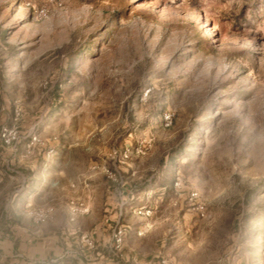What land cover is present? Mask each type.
Listing matches in <instances>:
<instances>
[{"label": "rangeland", "instance_id": "obj_1", "mask_svg": "<svg viewBox=\"0 0 264 264\" xmlns=\"http://www.w3.org/2000/svg\"><path fill=\"white\" fill-rule=\"evenodd\" d=\"M3 126L22 140L0 144V242L17 213L85 203L67 197L90 162L105 188L128 178L179 264H264V0H0Z\"/></svg>", "mask_w": 264, "mask_h": 264}, {"label": "crops", "instance_id": "obj_2", "mask_svg": "<svg viewBox=\"0 0 264 264\" xmlns=\"http://www.w3.org/2000/svg\"><path fill=\"white\" fill-rule=\"evenodd\" d=\"M2 148L1 154L13 153L9 147ZM19 148L22 152L33 153L37 147L22 145ZM104 180L103 175L86 162L79 173L78 188L67 198L85 202L89 213L78 214L72 220L70 202L63 207H53V218L44 224L23 222L17 213L14 222L7 225L14 236L0 242V253L19 264H160L165 257L170 258V264H179L170 251L172 239L164 232L156 211L150 218L139 217L132 208L125 206L131 193L128 178L122 177L117 187L109 184L106 188ZM117 225L128 228L120 257L115 254L113 243V229ZM141 231H144L142 236L139 235ZM83 235L95 241V248L81 243ZM236 258L237 264L248 263L244 253L237 251Z\"/></svg>", "mask_w": 264, "mask_h": 264}, {"label": "built area", "instance_id": "obj_3", "mask_svg": "<svg viewBox=\"0 0 264 264\" xmlns=\"http://www.w3.org/2000/svg\"><path fill=\"white\" fill-rule=\"evenodd\" d=\"M21 113L19 111H17V118H19L21 115ZM164 123L166 127H170L173 123V117L172 115H165L164 117ZM22 140V135L20 133V131H18V129L15 126L12 127H0V144L1 146H5V147H13L17 144H19ZM42 145L43 143L41 142V139L38 135L36 134H31L30 135V143H29V147H36L37 145ZM145 146H140L139 148H137L135 150V154L136 155H144L145 154ZM55 154V150L53 148H50L48 151V155H54ZM132 152L127 150L125 151L122 156L121 159L119 161L120 164L122 165H126L127 162L130 160V158L132 157ZM99 169V167H94V170ZM104 174L106 175V177L112 182V183H121V181H119V176H118V171L115 169L109 170V169H104ZM175 187L176 188H180L181 187V178L178 176L175 182ZM200 196L198 192H192L189 195V200L192 201L194 203V205H196L197 210L199 211V213L201 214L202 217H205L207 214V209H206V205L200 202ZM70 210H71V214H72V220H75V217L78 214H86L89 213V207L82 202H71L70 204ZM32 215L34 216L35 220L37 223L40 224H44L49 222L53 216H54V208L53 207H49L45 210H40V211H34L32 213ZM139 215L141 216H145V217H150L152 215V211L151 210H146V211H140ZM144 234V232H139V235L142 236ZM126 235H127V228L123 227V226H119L116 227L113 230V243H114V251L115 254L118 255L119 257L122 255L123 253V249H124V244H125V239H126ZM81 243L83 245H85L87 248L93 249L96 246L95 241L87 236V235H83L81 237ZM1 257H0V261H1ZM27 264H45L43 262H29ZM148 264H156L154 262L148 263ZM160 264H169L167 259H161Z\"/></svg>", "mask_w": 264, "mask_h": 264}]
</instances>
